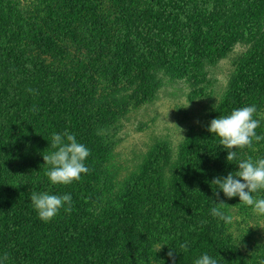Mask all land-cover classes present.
Listing matches in <instances>:
<instances>
[{
	"label": "trees",
	"instance_id": "1",
	"mask_svg": "<svg viewBox=\"0 0 264 264\" xmlns=\"http://www.w3.org/2000/svg\"><path fill=\"white\" fill-rule=\"evenodd\" d=\"M66 1L64 7L52 11V24L41 26L43 31L38 32L34 29L36 20L17 12L19 5L8 0L6 4H14L10 11L0 0V103L14 101L26 84L61 92L63 99L66 93L73 92L74 96L75 92L79 97L73 100V108H60L67 113L79 143L86 140L90 130L93 140L97 139L95 145L86 146L91 155L85 164H92V176L98 173L94 165L100 155V162L104 163L116 146L102 143L100 127L104 123L99 118L103 112L99 108L101 103L95 102L103 82L127 84L133 88L134 98L143 101L147 94L155 96L158 92L160 77L179 78L190 64H202V59L213 56L221 58L237 43L254 40L259 45L247 62L251 79L231 91L212 116L216 119L231 114L233 109L255 105L257 119L264 111V34L255 36L253 32L263 28L264 0H115L122 30L116 36L115 46L97 53L92 65L81 56L72 55L71 40L83 27L92 33L110 31L109 19L101 15L103 9L97 6V0ZM109 40L112 43L114 39ZM53 53L63 63L58 69L50 68L47 61ZM67 61L73 62L68 70ZM4 90L9 95L5 100ZM36 95L38 102L47 104L42 100L44 94ZM57 97L59 94H54L51 102L57 103ZM9 104L12 107L10 100ZM102 106L106 109L109 104ZM209 126L210 123L199 129L186 142L182 155L188 161L184 165L202 170L199 168L205 163L204 168L213 173L237 172V163L247 157L248 148L233 149L237 160L228 162V149L221 145L217 135L208 131ZM156 175L137 177L122 197L125 201L121 210L98 215L89 210V204L98 202L100 197L91 181L100 182L103 177H85L90 183L86 181L84 195L73 196V211L49 224L39 218L31 204V194L39 186H32L34 189L29 191L18 187L22 192L13 189L7 180L8 167L0 157V264H149L159 223L135 209L138 204L151 206L155 209L151 212L160 216L164 213L169 218L164 225L167 232L160 264H173L168 256L170 250L175 264H194L205 253L218 260L224 246L217 243L212 232L217 219L209 214L213 206L208 203L217 198L199 196L197 184L200 207L196 210H202L198 213L190 207L195 199L187 194V188H191L188 183L172 179L168 186L157 182ZM189 179L193 182L194 177ZM192 191L189 190L191 194ZM45 229L52 231V238L42 233ZM182 243L188 244L187 251L179 247Z\"/></svg>",
	"mask_w": 264,
	"mask_h": 264
},
{
	"label": "rangeland",
	"instance_id": "2",
	"mask_svg": "<svg viewBox=\"0 0 264 264\" xmlns=\"http://www.w3.org/2000/svg\"><path fill=\"white\" fill-rule=\"evenodd\" d=\"M3 1L7 10L11 11L14 4L10 2L6 4L8 0ZM12 1L19 5L17 12L25 13L29 18L31 16L32 20H36L34 29L38 32L43 31L48 24H52L51 20L55 19L51 15L52 11L61 9L60 6L64 7L67 2L66 0ZM97 1V6L103 9L100 12L101 15L109 19L108 27L112 29L105 33L103 31L92 33L87 32L83 27L77 31L76 38L71 40L72 55L74 53L81 56L90 65L95 61L97 53L101 54L105 48L115 46L116 36L118 37V32L122 30L121 15L115 0ZM39 21L43 22L39 23ZM262 25L263 28L260 30H253L255 36L264 34V16ZM109 37L114 39L112 43L109 42ZM258 45L254 40L251 43L240 42L229 48V51L221 58L213 56L202 59V64H190L188 71L182 70L179 78L160 77L158 92L155 96L147 94L143 101L134 98V90L127 84H118L115 81L109 84L103 82L98 100L95 102L97 105L101 103L99 108L103 112L99 118L104 123L100 130L101 136L106 140L102 137L104 140L102 143H115L116 146L113 154L104 163L100 162L102 158L100 155L98 163L94 165L98 172L95 176H92V164L87 161L86 166L89 172L82 174L78 181L70 184L50 182L46 176L48 166H45L43 154L53 151L50 147L53 133L62 134L65 130L73 133L68 123L67 113L60 107L67 105L72 109L73 100L79 96L75 92L74 96L73 92L66 93L65 100L60 98L61 92L45 88L41 90L38 86L26 84L22 91H18L20 93L14 101L9 99L12 107L9 100L6 103H0V157L8 167V182L16 191H20L18 187L29 191L34 189L32 186L38 185V190L35 189L34 192H45L57 196L71 195V204H65L58 214L48 221L49 224L57 222L62 214L68 215L70 211H66V208L70 207L73 211V196L78 197V194L82 196L87 191L85 177H103L104 183L91 181L100 196L98 202L89 204L91 205L89 210L92 209L96 214L115 212L116 208L121 210L122 203L125 201L122 197L128 193L130 187L132 188V182L137 180V177H149L155 173L157 174L155 177H158L157 182L166 183L168 186L171 185L172 179H177L181 184L188 183L187 185L191 188H187V194L195 199L190 207L193 210L198 209L200 205L197 203V184L200 186L199 196L216 197L215 192L219 191V188L211 182L217 177H227V174L210 172L204 168L205 163L199 168L205 171L195 168L197 172L184 165L188 160L182 155L183 147L199 132V129L205 128L214 119L212 115L228 94L241 82L251 79L247 62ZM29 50L26 49V51ZM47 61L50 68L58 69L63 65L59 62L56 53L48 56ZM68 62H65L67 70L73 66V62ZM37 92L39 95H45L42 100H46L47 104L38 102L40 99L36 95ZM56 93L59 94L57 97L59 101L51 102V97L54 94L57 95ZM3 96L5 100L9 96L8 92L4 90ZM106 103L109 107L105 106V109L102 105ZM51 108L56 110L52 111ZM257 119L260 120V126L256 133L264 136L263 110ZM93 137L92 130L87 131L86 140L89 141L85 140L82 144L95 145L97 139L93 140ZM89 151L91 155V150ZM247 152L253 160L264 158V140L254 141L252 148H248ZM190 177H194L193 182L189 179ZM200 180L204 183L200 184ZM84 186H86L85 192L82 190ZM189 190H193L192 194ZM253 195L264 198V190ZM219 200L232 206L225 209V212L235 219L231 224L226 225L209 213L212 218L217 219L212 231L214 237L217 243L224 246L220 255L221 259L217 260L218 264H264V216L255 214L250 206L240 204L239 197L229 199L220 191ZM216 202L218 199L208 203L214 207ZM135 209L142 210L144 216L152 217V220L159 223L156 229L157 238L152 245L154 250L150 252L152 256L149 264H160L158 259L164 248V235L167 232V226L164 227V225L168 223L169 218L164 216V213L162 216L158 213L154 214L151 212L153 209L151 206L147 208L138 204ZM196 212L202 213V210L199 209ZM205 213H208L207 210ZM51 232L46 229L42 231L46 237H50Z\"/></svg>",
	"mask_w": 264,
	"mask_h": 264
},
{
	"label": "clouds",
	"instance_id": "3",
	"mask_svg": "<svg viewBox=\"0 0 264 264\" xmlns=\"http://www.w3.org/2000/svg\"><path fill=\"white\" fill-rule=\"evenodd\" d=\"M256 114L257 107L251 105L233 109L231 114L211 120L208 131L217 135L221 145L228 149V162L237 160V152L233 149L252 148L254 141L264 140V136L256 133L260 126V120L254 118ZM50 147L53 151L43 154V160L46 162L45 166H48L46 176L52 184H70L78 181L82 174L89 172L85 161L90 151L77 141L73 133L67 130L62 134L53 133ZM237 165L239 168L237 172L230 173L227 177H217L211 182L218 186L219 191L215 192L218 202L211 208L210 214L226 225L231 224L235 218L231 214H226L225 209L232 206L219 200L220 191L229 199L239 197L240 204L250 206L255 214L264 216V198L253 195L264 190V158L240 159ZM30 200L39 218L48 222L65 204H71V195L57 196L33 192ZM65 210L71 211V208ZM179 247L184 251L188 250L187 243H182ZM168 256L175 264L172 250L168 252ZM194 264H218V261L205 253L195 259Z\"/></svg>",
	"mask_w": 264,
	"mask_h": 264
}]
</instances>
